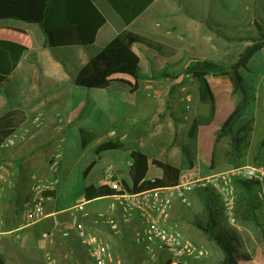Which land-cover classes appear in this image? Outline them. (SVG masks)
Masks as SVG:
<instances>
[{"label":"crops","instance_id":"crops-1","mask_svg":"<svg viewBox=\"0 0 264 264\" xmlns=\"http://www.w3.org/2000/svg\"><path fill=\"white\" fill-rule=\"evenodd\" d=\"M64 5L74 25L53 31L52 47L33 48L25 28L0 25V40L18 43L30 50L4 83L20 70L19 77L25 87L22 105L27 108L17 105L0 112L2 117L9 111L19 110L24 118L20 126L24 139L14 147L0 148V178L12 181V186L6 187L0 199L5 229L17 227L20 208L35 195L32 189L35 184L40 181L54 184L52 192L44 193L52 196V201L45 205L47 217L22 230L17 241L10 236L0 239V264H44L47 254L52 257L53 264H82L81 256L87 254L76 234L71 232L63 239L54 231V224L71 221L73 208L82 199L86 200L84 189L106 185L110 167L116 180L127 182L132 151L145 154L150 161L154 159L178 168L179 184L186 185L236 167L264 164L262 93H257L250 103L254 111L236 131L215 140V135L234 112L237 100L228 78L207 76L214 96L215 115L211 123L200 126L195 139L190 140L187 134L192 121L207 116L209 110L200 100L197 78L178 74L195 61L227 68L235 63L238 53L259 37L252 23L256 22L264 32V0H65ZM85 29L93 31L95 37ZM120 32L134 33L163 46L165 60L141 47H134L141 61L136 83L126 75L112 76L107 89H87L81 97L78 89L84 88L76 87L75 77ZM149 59L160 62L161 67L174 61L180 63L174 70L153 72ZM241 69L246 81L258 79L245 70L264 71V50L256 52L246 68ZM258 81H264V73ZM92 90L94 93H89ZM91 102L115 112L114 116L109 114L111 129L107 132L94 124L91 128L81 124ZM3 103L0 99V109ZM80 129L95 138L85 149L81 147ZM131 132L136 133L127 145ZM109 140L123 143V148L98 156L93 153L87 166L92 162L94 166L83 176L87 167L82 168L83 153L94 152L98 145ZM54 155L60 157L57 177L47 169ZM151 169L158 170L151 180L161 177V170L150 165L147 179ZM205 196L203 190H198L188 198L194 208L199 209L209 199ZM103 199L111 201L109 196L86 200L85 208L92 212L102 209L96 205ZM196 209L197 213H191L175 202L171 210V221L191 237L193 229L200 231L194 221L200 215ZM261 219L264 222V211ZM139 231L137 219L122 223L120 236L113 242L118 264L148 261L145 255V260L139 259L135 252ZM44 233L50 237L43 238ZM221 260L223 255L220 263ZM249 263L264 264V260L259 261L254 256ZM206 264H210V260Z\"/></svg>","mask_w":264,"mask_h":264},{"label":"trees","instance_id":"trees-1","mask_svg":"<svg viewBox=\"0 0 264 264\" xmlns=\"http://www.w3.org/2000/svg\"><path fill=\"white\" fill-rule=\"evenodd\" d=\"M65 0H0V25H15L25 28L32 41L33 48L52 47V32L64 27L73 26L74 22L68 19L65 11ZM127 24V22H124ZM258 38L252 40V44L238 53V59L228 68L218 64H211L207 61H195L190 66L183 68L178 74L196 76L200 86V100L206 104L209 110L207 116L195 118L189 129L188 138L194 140L200 126L209 125L215 115V104L213 94L207 83V76H223L228 78L233 86V96L236 97V106L234 112L227 118L220 131L215 135V140L224 135L231 134L241 125L246 108L253 102L259 89L261 88L262 110L264 114V81L260 83V78L264 71L254 72L245 70V73L254 74L258 77L255 81H246L241 68H246V64L252 59L258 51L264 50V32L256 22L252 23ZM90 36L95 37L93 31L85 29ZM134 47H141L144 51H149L159 56L160 60H165L166 55L163 46L153 43L147 38L134 35L130 32H120L116 38H113L109 44L97 55L93 56L88 63L81 69L75 77L74 83L78 88L105 90L109 84V78L112 76L126 75L135 81L138 80L141 71L140 57L133 51ZM30 50L21 44L0 40V90L17 66L29 54ZM250 116V115H249ZM23 115L19 110L9 111L0 117V148L11 137L14 132L20 128L23 123ZM264 122V117H263ZM79 137L81 147L85 149L92 141L94 135L80 129ZM123 148V143L116 141H105L97 146L94 155L107 151H118ZM132 162L128 170V181L121 180L122 189L130 193H140L154 189L171 188L179 184L180 170L168 163L158 160H149V158L139 152L132 151L129 154ZM161 170V177L154 180L146 178L149 166ZM259 165V164H258ZM94 166L93 162L83 171V176ZM116 179V178H115ZM237 190L241 191L247 202L260 204L255 199L256 185L253 182L237 181ZM86 200H94L101 197H107L113 194V191L107 186L102 185L98 188L92 185L84 189ZM237 198V196H236ZM261 208V207H260ZM207 221L205 223L196 222L195 226L203 232L207 239L218 246L222 252L223 260L220 264H239L241 261H249L247 255L238 253L239 243L237 239L218 228V222L211 212V208L206 206Z\"/></svg>","mask_w":264,"mask_h":264},{"label":"built area","instance_id":"built-area-1","mask_svg":"<svg viewBox=\"0 0 264 264\" xmlns=\"http://www.w3.org/2000/svg\"><path fill=\"white\" fill-rule=\"evenodd\" d=\"M24 139L22 133H15L2 145L10 147L15 142ZM60 168V157L54 155L48 162V171L57 177ZM110 167L106 176V185L113 191L109 196L110 203L95 212L85 208L88 202L82 199L73 208V218L66 224L58 221L54 224V231L66 239L71 232L76 234L80 246L86 252L91 264H118L113 249L114 240L120 236L122 223L137 219L140 231L136 236V244L149 261L155 262L160 257L165 258L166 264H191L207 257L202 246L187 239L179 226L170 219L171 210L175 202H179L186 209H191L188 195L198 190H210L217 195L224 208L225 214L232 216L236 210L237 181L253 182L256 185L255 199L264 211V165H250L233 168L227 172H220L208 178L190 184H178L171 188L154 189L140 193L124 191L120 181L116 180ZM36 179V177H33ZM55 184L57 179L54 178ZM12 186L9 179L0 178V199L6 187ZM54 184L38 182L32 187L34 196L28 200L19 211L17 227L5 229V220L0 213V239L6 236L14 240L20 239V232L25 228L39 224L46 217L45 205L52 201L50 194ZM231 221H234L232 218ZM43 238L50 235L44 233ZM44 264H53L52 257L47 254Z\"/></svg>","mask_w":264,"mask_h":264},{"label":"rangeland","instance_id":"rangeland-1","mask_svg":"<svg viewBox=\"0 0 264 264\" xmlns=\"http://www.w3.org/2000/svg\"><path fill=\"white\" fill-rule=\"evenodd\" d=\"M61 52V51H60ZM63 52V51H62ZM149 57L152 56L150 53L148 55ZM150 60V67L153 72L155 70H160V72H166L168 70H174L176 69V66L180 63V61L177 62H171L169 66L163 65L162 67L159 65L158 62H154L152 59ZM210 61V60H209ZM244 72V71H243ZM20 70L15 74L13 78L10 79V81L7 84H4L2 87V90L0 92V99L3 101L4 106L0 109V112L7 111L17 105H22V101H24V93H25V87L23 86V82L19 77ZM195 77L198 76V74ZM256 78V75H254ZM113 83H115L113 79ZM115 85V84H114ZM80 91V96L83 97L85 91H88L87 89H78ZM262 89H259V95ZM89 93H94V91H90ZM197 95V94H196ZM93 98V96H92ZM252 105L248 106L244 112V117H249L250 114L253 113V107ZM22 109H27L25 106L22 105ZM86 113L83 116V119L81 121V124H84V126H88L91 128L92 126L96 125L98 128L102 129L103 131L110 130L111 126L109 125V114L111 116H114L115 112L111 110L110 108H105L101 105H96L94 102H91L89 105V109L85 111ZM111 121V120H110ZM111 123V122H110ZM86 124V125H85ZM94 124V125H93ZM23 128H19L17 130V133L22 132ZM136 132H131L127 145L130 143V140L133 139ZM73 138V137H72ZM131 138V139H130ZM18 142L16 141L13 145L16 146ZM12 147V146H10ZM127 150V148H126ZM94 157L92 150H87L83 153L82 158V168L84 169L87 164L89 163V160ZM262 164V163H260ZM259 164V165H260ZM264 165V164H262ZM158 171L155 169H151L148 173V177L151 180L153 178V174ZM203 193L208 196V201L205 203V205H202L203 207H199V209L194 208L193 202H191V209H188L191 213L194 212V209H196L200 215L196 216L194 218V221L199 223H205L207 221V212L206 206L211 208V212L215 216V219L218 222V228H221L223 231L228 232L229 234L233 235L238 243V253L240 256L247 255L251 261V257H256L257 260H264V222L261 219V212L262 209L257 206L256 203H248L246 198L242 195L241 191L237 190L236 192V210H234V213L232 216H228L224 212L223 205L221 203L220 198L215 195L210 190L203 189ZM189 199V198H188ZM110 203L109 199H103L99 202H97V208H104L106 205ZM194 213H197L196 211ZM234 219V221H231V219ZM192 228V227H191ZM181 231L184 232L183 229L180 228ZM182 232V233H183ZM193 235L192 237L190 234L183 233L186 238L189 240L199 244L202 246V248L207 252V257L205 259H202L199 262H193L191 264H206L210 260V264H220V258L222 256V252L219 250L218 246H216L213 242L209 241L207 237L203 234V232L197 231L195 229L192 230ZM80 251L83 252L81 248H79ZM135 252L139 255V259L145 260L146 257L142 252H140V247L137 246L135 248ZM136 258L137 255H135ZM161 258V257H160ZM158 259V261L152 262L147 261L144 262L145 264H166L165 258ZM82 264H89L90 261L88 257L83 253L81 256ZM138 260V259H137ZM140 261V260H139ZM249 261H241L239 264H251ZM140 264V262H136V264Z\"/></svg>","mask_w":264,"mask_h":264}]
</instances>
